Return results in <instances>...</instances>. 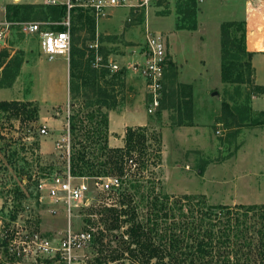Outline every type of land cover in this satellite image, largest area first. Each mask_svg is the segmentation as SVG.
<instances>
[{
  "label": "rangeland",
  "instance_id": "374dc122",
  "mask_svg": "<svg viewBox=\"0 0 264 264\" xmlns=\"http://www.w3.org/2000/svg\"><path fill=\"white\" fill-rule=\"evenodd\" d=\"M38 1L39 3L35 4L32 13L24 22H39L36 17L41 16L40 12H47L42 0ZM242 4L243 0H152L149 10L151 29L162 33L166 38L168 52H172L173 49L179 52L177 56L175 53L173 56L168 55L170 64L166 67L162 92L164 107L152 113L148 111L144 80L133 69L134 64L141 63V60L136 59L141 58L140 52L145 49L144 19L136 24L135 21L128 22V19L132 18L131 11L128 8H116L114 11L110 10L109 17L101 20L99 24L95 23L94 39L88 25L85 28L76 25V34L73 40L71 38L72 45L75 43L76 46L88 48L94 45L97 48L95 54L100 46L104 47L109 53L107 56L109 63L122 66L118 63L119 59L128 62L131 60L129 65L122 66L123 71L125 70V79L118 81L114 88L117 106L118 100L120 104L131 100L128 99V94H138L139 98L128 103H140L149 116L146 126L148 147L145 152L153 162H158L157 156H160L158 166L150 164L148 170L141 173L148 179L157 181L160 190L171 197L205 196L207 202L213 205H225L223 203L227 200V203L237 200L255 201L254 189L259 181L264 182V153H251V155L249 153L251 160L247 161L248 158L243 150L248 146V142L240 140V137L231 139L225 151H220V147L224 144L221 135L225 134L223 130L228 128L226 121L232 116L228 114L224 104L228 101L240 102L241 98L247 95L246 91L253 89L251 82L245 80L248 77L246 68L241 66H238L239 72L232 76L239 78L238 74H240L242 81L224 83L222 80L221 25L231 21L245 22L238 20ZM75 14L77 17L78 13ZM194 23L193 29L191 26ZM72 27L73 25H71L73 34L75 27ZM42 28L49 30V24L45 23ZM235 29L236 27L232 29V35ZM240 35L241 31L237 33L239 39ZM6 36L7 47L0 48V88L4 87V90H0V100L21 99V102L31 103L28 110L37 106L40 109L36 93L40 92L38 90L42 83L44 89H48L56 98L51 99L50 103H45L41 109L44 116L53 118L44 123L39 122V119L33 122L30 114L15 118L0 110V242L3 241L4 232L13 227L20 231L19 236H22L23 240H28L31 251L36 247L31 242L32 239L37 242L49 240L54 246L60 247L65 232L70 229L78 232L92 228L94 236H100L101 230L104 231V236H112L114 231H107V224L102 220L101 212L104 206L114 204L118 195L114 196L113 192L112 196H108V193L95 187L91 179L96 176L89 177L90 205L76 209L71 217L63 205L51 204L45 199L40 202L37 182L33 175L51 177L55 174L63 175L66 171L68 160L64 149H57L56 144L68 133L69 116L75 115L85 130L94 129L100 119L92 122L86 118L95 113L97 107L86 106L83 95L88 92L87 88L82 87L79 93L74 91V88L81 84L77 78L73 81L72 87H69L68 103L63 104L67 99L66 79L63 80L65 62L57 57L49 62L42 55L39 35L25 34L20 29L12 27ZM254 37L253 34L250 41L254 45L263 46L261 35ZM237 47L239 50L230 51L228 61L241 63L246 59L245 55L242 57L239 52L243 44L238 42ZM95 62L94 59L93 64L96 68ZM114 73L116 72L111 70V74ZM101 84L104 88L105 85ZM30 99L33 101L29 102ZM184 100L192 102L193 119L194 116L195 119L194 121L192 119L191 124L196 121L200 126L197 129L202 134L200 138L190 139L191 135L185 128L190 123L186 122L182 126L176 124L178 107L185 102ZM102 110L108 114V110L111 109ZM220 120L225 121L224 126L221 125ZM56 122H59L57 132L54 130ZM30 126H33L35 132L32 136L28 132ZM42 126L46 127L48 135H40L39 129ZM107 129L109 134V118ZM81 134L76 132L75 135H71L70 151L75 137L78 136V140L85 142ZM236 140L243 145L235 151ZM42 145L44 148L41 147ZM46 145L48 146L45 147ZM14 152L21 159L18 166L28 168L18 175L8 158V154ZM139 155V151L133 152V160L136 161ZM237 156L238 161L246 157L245 163L239 168L234 165ZM132 171L136 172L137 169L134 167ZM129 173L125 178L129 177ZM99 177L104 178V176ZM114 177H118L121 181L124 179V176L120 175ZM144 186L148 185L144 184ZM19 188L24 192V198L17 194ZM233 204L228 206L243 205ZM243 206L249 208L256 205ZM260 206L252 207L249 224L259 221V216L264 212V208ZM53 209H57V212L53 213ZM240 212H243V209H240ZM12 216L17 218L12 220ZM88 219L93 220L95 226L89 225ZM256 228H259V224ZM125 230L124 225L121 230L114 233L120 236ZM253 236H256V231L253 232ZM26 248L28 249L27 245ZM94 251L95 246L92 242L84 249L77 250L73 264H86L87 261H91ZM49 260L50 258L35 257L29 253L28 258L18 257L12 263L5 262L3 248L0 247V264H60L56 261L49 263ZM63 264L68 263L63 262Z\"/></svg>",
  "mask_w": 264,
  "mask_h": 264
},
{
  "label": "trees",
  "instance_id": "16d2710c",
  "mask_svg": "<svg viewBox=\"0 0 264 264\" xmlns=\"http://www.w3.org/2000/svg\"><path fill=\"white\" fill-rule=\"evenodd\" d=\"M34 8L35 5L31 4H8L6 6L7 20L25 21ZM46 10L48 13L40 12L41 16L36 18L43 22H59L67 15L65 5H46ZM75 12L78 13L77 17H75ZM71 25H73L72 28L75 27L73 34L71 32L72 40L76 34V25L84 28L88 25L92 38H95V20L89 13L80 9L73 10ZM191 27L194 29L195 23ZM234 27L236 29L232 35ZM51 28L61 31L65 29V26ZM240 31L241 38L239 39L237 33ZM238 42L243 44L239 52L242 57L245 55L246 59L241 63L228 61L230 51L239 50ZM95 52V49L87 46L71 44L69 87H72L76 78L80 80L81 84L77 85L74 91L79 93L82 87L87 88L88 92L83 95L86 106L97 107V111L86 118L92 122L97 119L100 121L94 129L85 130L75 115L69 116L70 135L79 132L85 139L84 142L78 140V136L74 138L70 169L75 177L124 176L121 186L113 194L118 195L117 200L111 206H104L101 213L102 220L107 224V231H119L124 225L126 230L120 236L114 232L112 236H104V231L101 230L100 236L93 237L94 257L86 264H264V212L259 216L260 218L258 217L259 221L256 220L254 224H249V213H252V207L260 205L249 208H244L243 205L235 207L213 205L207 202L205 196L171 197L163 193L157 186V181L148 179L141 173L148 170L150 164L158 166L160 160V156H157L158 162L151 161L145 152L148 147L146 127L127 129L123 148L109 146L108 114L102 109H113L117 106L114 88L118 81L125 79V73L119 71L111 74L106 67L95 68L93 64ZM98 52L104 55L103 58L107 62L108 51L100 46ZM252 55L246 48L245 22L222 23L221 71L223 82L242 81L240 74H238L239 78L232 76L239 72L238 66H241L246 68L248 77L245 80L250 83L253 72ZM101 83L105 85L104 88ZM184 101L178 107L176 121L178 126L185 125L186 122L191 124L193 119L192 102L191 100ZM30 105L31 103L17 100L1 101L0 110L15 118L30 114L33 122H36L39 119L38 106L28 110ZM163 107L161 99L159 109ZM224 108L228 110L229 115L232 114L227 103L224 104ZM136 150L140 152V155L135 161L132 155ZM8 158L15 167L17 175L28 169L18 166L21 159L16 156V152L8 154ZM131 160L132 163H130ZM134 167L137 173L132 171ZM128 173L129 177L125 178ZM35 180L38 183V180ZM17 194L25 197L20 188L17 189ZM261 206L264 208V205ZM240 209H243V212H240ZM11 218L15 220L17 216ZM87 223L94 226L96 224L91 219H88ZM257 224L259 228H256ZM254 231H256V236H253ZM11 239L12 236H9L0 242L5 262L9 263L17 259L16 256L10 254L8 249ZM55 261L60 264L64 262L60 255L51 258L49 263Z\"/></svg>",
  "mask_w": 264,
  "mask_h": 264
},
{
  "label": "built area",
  "instance_id": "2783aa9c",
  "mask_svg": "<svg viewBox=\"0 0 264 264\" xmlns=\"http://www.w3.org/2000/svg\"><path fill=\"white\" fill-rule=\"evenodd\" d=\"M249 4H253V0H249ZM259 3L261 0H257ZM152 0H42L45 5H65L67 8V15L65 20L61 23L65 29L61 31L43 30L42 22H11L7 19L0 21V48L7 47V36L12 27L20 29L23 33L40 36V47L42 55L48 61L54 60L58 55H69L71 50V18L73 10L80 9L89 13L98 23L110 16V10L116 8H128L131 11L132 18L128 22H134L139 16L144 17V39L145 49L141 51L143 62L133 65V69L137 75L142 77L145 81V89L147 94V102L149 104L148 111L150 113L158 109L161 104L162 92L164 89V75L166 67L169 64L167 42L162 33L153 31L151 29L149 20V10ZM91 49H97L94 45ZM96 68L106 67L115 72L122 71L121 66L116 63L105 62L102 55L96 53L95 58ZM106 63V64H105ZM69 129V118L67 120ZM42 136L48 135L45 126L39 129ZM28 132L31 136L35 133L33 126H30ZM219 132V131H218ZM32 138V137H30ZM29 138V139H30ZM71 135L68 133L61 138L56 144L57 149H64L66 158L68 160L67 169L63 175L55 174L51 177H40L33 175L38 180L37 189L39 193L40 202L48 200L51 204L63 205L69 217L72 216L76 209L88 207V194L90 191L88 177H75L70 169V155H71ZM132 163V160L130 161ZM95 187L100 191L112 195L113 192L121 186L122 181L118 177H95L91 179ZM53 213L57 209L52 210ZM64 238L60 247H56L49 240L36 241L32 239V243L36 245L34 251L29 249L28 240H23L20 231L17 228H8L4 232L3 239L12 236L9 241L8 249L10 254L22 258H28L29 253L35 257L54 258L60 255L62 261L68 264H73L75 259V252L82 250L88 246L93 240V229L86 231L68 230L65 232ZM36 238V237H35ZM28 246V249L26 248Z\"/></svg>",
  "mask_w": 264,
  "mask_h": 264
},
{
  "label": "crops",
  "instance_id": "0c3cea01",
  "mask_svg": "<svg viewBox=\"0 0 264 264\" xmlns=\"http://www.w3.org/2000/svg\"><path fill=\"white\" fill-rule=\"evenodd\" d=\"M253 4H249V0H243V4L241 7V15L238 17V20H244L246 24V47L247 51L251 52L252 55V77H251V85L253 89H249L246 91L245 98H241V101L238 102H230L228 101L227 104L229 105V111L232 113V116L228 119L227 122V129H224V133L221 136L224 138V144L220 147V151H225L227 144H230L231 139H237V137H240V140L248 142V146L243 150L246 154V157L248 158L247 161L251 160V153L254 154H262L264 153V0H261L259 3L257 0H253ZM39 3L38 0H0V21L7 19V10L6 7L8 4H31L35 5ZM2 8V10H1ZM114 11V10H112ZM131 14V12H130ZM144 19V17L141 15L139 16V19L135 20V24L138 22H141ZM65 18L62 21L63 22ZM39 22H42L43 24L48 23L49 24V31H55L51 27H58L63 26L62 24H55L59 22H43L41 20H38ZM24 22V21H22ZM36 22V21H31ZM44 30V29H43ZM254 34V38L258 36V34L261 35V43L263 46L254 45L250 40L251 36ZM171 50V49H170ZM174 51V52H173ZM172 52H168V55L172 54V56L179 53L176 52L175 49H173ZM141 53V52H140ZM141 58L136 59L137 61L143 62V57L140 55ZM57 58H60L63 60L65 65L63 66L65 70V75H63V80L66 79V87H67V99L66 102L63 104H67L69 101V86H70V64H69V55H58ZM131 59V58H130ZM170 59V58H169ZM222 60V59H221ZM131 60H123L119 59L120 64L124 67L125 65H129ZM50 62V61H49ZM170 62V60H169ZM122 72L125 73V70ZM166 76V74H165ZM127 77V73H126ZM144 80V79H143ZM165 84V81H164ZM145 86V81H144ZM260 88V89H257ZM4 90L3 88H0V90ZM40 92L37 94V100L39 103V122L47 121V120H53L51 117L44 116L43 110H41L45 103H50L51 99H55V95L49 93L48 89H44V84L42 83L41 88L38 90ZM146 91V90H145ZM34 94V93H33ZM128 94V93H127ZM240 95V94H239ZM34 95H32L33 97ZM139 98L138 94H128V100L125 104H120V101L118 100V106L116 108H113L111 110H108V118H109V146L113 148H123L125 145V135L126 131L129 128H137V127H146L149 122V116L146 113V110L141 107L140 103L136 104H130L128 102L132 101L133 99ZM17 101H21V99H16ZM233 100V99H232ZM1 101H12L10 100H4L1 99ZM30 101H33V99H30ZM123 103V102H122ZM236 103V104H235ZM120 104V105H119ZM263 106V107H261ZM195 119V116H194ZM193 119V121H194ZM222 126H224L223 123L225 121L220 120ZM194 124H191L189 126H186L185 128L188 129V134L191 135V140H194L196 137L202 136L201 132H199L197 129L200 128L198 123L193 122ZM59 129V122H56L54 130L57 132ZM248 132V134L246 133ZM221 133V131H220ZM179 134V133H178ZM230 135V136H228ZM230 137V139H229ZM203 138V137H202ZM245 138V139H244ZM229 140V141H228ZM237 147L235 149L238 150V148L241 145L236 140ZM46 145L45 147H47ZM42 148L43 145L41 146ZM232 153V152H230ZM234 153V152H233ZM250 153V155H249ZM42 155V154H41ZM240 157V156H239ZM246 157L242 158L240 157V161H237L234 163L235 166H238V168L245 163ZM256 192V200L255 201H231V203H227L228 200L223 203L225 205H231L232 203H242L244 204H251V205H264V182L259 181L258 186L256 189H254ZM233 204V205H234Z\"/></svg>",
  "mask_w": 264,
  "mask_h": 264
}]
</instances>
